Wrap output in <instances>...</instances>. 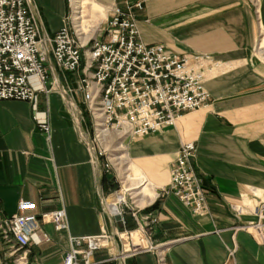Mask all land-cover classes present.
Wrapping results in <instances>:
<instances>
[{"label":"crops","instance_id":"obj_1","mask_svg":"<svg viewBox=\"0 0 264 264\" xmlns=\"http://www.w3.org/2000/svg\"><path fill=\"white\" fill-rule=\"evenodd\" d=\"M95 1L108 16L132 7L147 45L189 59L210 56L205 88L211 99L174 126L128 143L133 183L141 180L155 195L144 208L125 209L122 224L106 210L122 201L112 196L117 177L105 173L93 147L92 118L77 91L84 74L59 69L50 55V92L38 99L50 134L39 128L30 103L0 102V218L17 215L19 203L30 201L39 217L65 209L69 229L59 233L40 221V233L21 251L0 231V264H63L71 238L104 233L114 249L96 251V263L112 255L110 264H158L163 251L167 264H264V245L241 229L258 220L253 209L264 202V0ZM27 2L43 37L71 26V0ZM188 143L197 146L193 167L208 194L199 215L177 197L159 195ZM128 234L146 235L154 249L126 254Z\"/></svg>","mask_w":264,"mask_h":264},{"label":"built area","instance_id":"obj_2","mask_svg":"<svg viewBox=\"0 0 264 264\" xmlns=\"http://www.w3.org/2000/svg\"><path fill=\"white\" fill-rule=\"evenodd\" d=\"M108 13V11H107ZM104 28L96 31L83 44L74 23L65 26L51 43V55L56 66L69 73L83 72L77 91L84 99L92 123L93 147L98 157L104 159L106 151L99 137V128L113 135L122 133V139L132 141L174 126L184 113L202 109L211 99L205 88L207 71L213 65L210 56L193 59L173 54L162 45H147L141 40L132 7L127 12L118 8L110 10ZM42 31L27 0H0V102L30 103L36 113L39 128L50 134V123L38 111L39 93H49L46 64L48 55L43 47ZM120 139V137H118ZM109 140L107 143H110ZM104 146V147H103ZM197 146L184 144L171 170V182L160 196H175L195 214L207 208L208 194L202 180L193 167ZM104 170L109 174L113 165L105 159ZM117 193V192H116ZM115 193V194H116ZM37 203L22 201L17 215L0 218V231L4 240L25 250L34 236L40 233V221L52 224L56 231H68L65 209L36 215ZM126 202L120 204V212L113 215L108 203L107 212L125 224ZM257 221L241 227L264 245V202L253 209ZM1 217V216H0ZM112 235L71 238L72 249L63 264H110L114 257L103 263L93 260L99 250L111 251ZM130 250L126 254L152 251L146 235H139L142 245L135 246L133 234H128ZM158 251V248H156ZM231 256L235 250L231 251ZM23 259V258H22ZM158 264H167L164 252H158Z\"/></svg>","mask_w":264,"mask_h":264},{"label":"rangeland","instance_id":"obj_3","mask_svg":"<svg viewBox=\"0 0 264 264\" xmlns=\"http://www.w3.org/2000/svg\"><path fill=\"white\" fill-rule=\"evenodd\" d=\"M72 6H73V10H74V23L76 26V29L78 30V33L80 35V38L82 40V42H88L89 39L91 38V36L94 35V31H98L100 24H102V28H104V22L107 20L108 14L106 9L103 11L102 9L95 7V5H99L95 0H71ZM80 12V15H78L77 13ZM78 15V16H77ZM81 17L80 21H77V17ZM100 33H95V37L97 35H99ZM261 40L263 39L264 36V30L261 31ZM44 40V44L43 47L49 56L51 55V49H50V44L49 42L45 41V37H43ZM47 39V38H46ZM261 40H260V44H261ZM262 49L264 50V44L262 46ZM104 138V137H103ZM102 138V142H105V147L102 148L103 151H106V156L103 159V163H106L105 159L109 160V163L113 165V174H115V176L117 178H115L116 181V185L117 188L116 190L112 193V195H114L116 192H118L117 194V198H119L122 202L126 201L127 205L129 206V208H138V206L142 205V207L144 208V206H146L148 204V202L150 201H144V202H140V199L142 198V195L140 194H136V192L139 191H144V186L143 185H138L135 186L133 188L129 187L125 181L127 180L126 176H130L131 171L126 172L125 169L126 168H130V165L128 164V161L126 164H122V160L120 162V160L118 159V161L114 160V158H119V157H123L125 156L128 152V143L130 141H127L125 139L121 140L119 139L117 136L113 135V137L111 138V142L107 143L109 140L108 138L103 139ZM123 144L125 145V152L121 151V147L123 146ZM121 163V165H120ZM123 166V167H122ZM134 173V171H133ZM136 173H134L135 175ZM138 178L140 179H145V177L142 174H136ZM147 183H145L146 185ZM139 237V235H138ZM123 242V240H122ZM125 243V242H124ZM143 246H147V243H144ZM131 249V248H130Z\"/></svg>","mask_w":264,"mask_h":264},{"label":"bare ground","instance_id":"obj_4","mask_svg":"<svg viewBox=\"0 0 264 264\" xmlns=\"http://www.w3.org/2000/svg\"><path fill=\"white\" fill-rule=\"evenodd\" d=\"M95 7H98V8H100V9H102L103 11L105 10V8H103L102 6H100V5H95ZM78 15H80V12L79 13H77ZM77 15V16H78ZM76 16V17H77ZM77 19V21H80L81 20V17H77L76 18ZM102 28V24H100V26H99V29L98 30H100ZM96 33V31H94V34ZM83 44H86V42H83ZM263 44H264V41H263V43H262V46H263ZM262 48V47H261ZM98 134H99V137H100V139L102 140V138L103 139H106V138H108V140H111V138L113 137V134L111 133V132H109V131H107L106 129H103V128H99V130H98ZM116 135H117V137H120V139L121 140H123L122 139V133H120V132H116ZM103 141V140H102ZM104 144H105V142H103ZM121 151L122 152H125V145L123 144V146L121 147ZM118 159L120 160V162H121V160H122V164H126L127 163V161H128V154H126L125 156H123V157H119V158H114V160H116V161H118ZM129 164V163H128ZM120 165H121V163H120ZM123 167V166H122ZM125 171L126 172H129V171H131L130 170V168L128 167V168H126L125 169ZM127 178V180L125 181V183L129 186V187H131V188H133V187H135V186H138L141 182V180H136L137 182L136 183H133V180H134V177L133 176H126ZM117 194H118V192L116 193V194H114V195H112V196H117ZM136 194H140V195H142V198L140 199V202H144V201H150V200H152L153 198H154V195H155V193L154 192H147V191H139V192H136ZM112 196H110V197H112ZM124 202H126V201H123V202H118L117 204H115L114 206H110L109 205V203H108V206H109V210H110V212L113 214V215H117V214H119V212H120V204H122V203H124ZM145 203V202H144ZM138 207H140V208H143L142 207V205H140V206H138ZM133 242H134V244H135V246H143L142 245V243H140V240H139V238H138V234H134L133 235ZM123 243H124V241H123ZM124 245H125V248H126V250H128V252L129 251H131L130 250V242H129V238H128V240H127V243L125 244L124 243ZM111 250H113L114 249V245H111Z\"/></svg>","mask_w":264,"mask_h":264}]
</instances>
